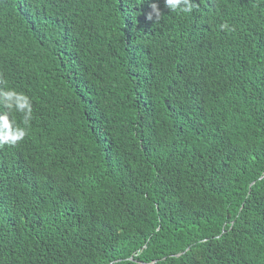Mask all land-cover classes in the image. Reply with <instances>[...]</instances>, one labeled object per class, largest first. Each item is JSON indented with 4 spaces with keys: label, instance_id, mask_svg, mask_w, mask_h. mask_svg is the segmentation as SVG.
<instances>
[{
    "label": "trees",
    "instance_id": "1",
    "mask_svg": "<svg viewBox=\"0 0 264 264\" xmlns=\"http://www.w3.org/2000/svg\"><path fill=\"white\" fill-rule=\"evenodd\" d=\"M192 3L0 0V264H264V0Z\"/></svg>",
    "mask_w": 264,
    "mask_h": 264
},
{
    "label": "clouds",
    "instance_id": "2",
    "mask_svg": "<svg viewBox=\"0 0 264 264\" xmlns=\"http://www.w3.org/2000/svg\"><path fill=\"white\" fill-rule=\"evenodd\" d=\"M165 7L171 11H182L190 13L193 10L192 0H164ZM183 5V7H181ZM153 11L158 16L159 8L154 5ZM222 30H230L228 24L221 25ZM5 100V107L9 110L13 109L14 105L12 101H15V109L20 112H25V120H27L31 114V105L28 98L23 94L17 93L15 90H8L0 92ZM26 135L24 128L15 125V120L11 122L8 119V115L0 116V143L16 144L21 141Z\"/></svg>",
    "mask_w": 264,
    "mask_h": 264
}]
</instances>
